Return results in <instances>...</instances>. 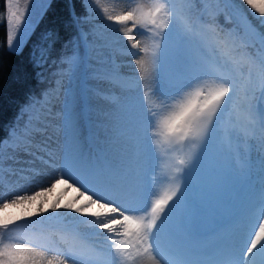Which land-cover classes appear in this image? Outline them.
<instances>
[{
	"label": "rangeland",
	"instance_id": "374dc122",
	"mask_svg": "<svg viewBox=\"0 0 264 264\" xmlns=\"http://www.w3.org/2000/svg\"><path fill=\"white\" fill-rule=\"evenodd\" d=\"M46 1L16 0L14 10L18 15H22L16 40H20L21 31L26 29L24 41L32 28V20ZM85 1L93 17H97L103 22V28L101 26L102 30L96 29L95 42H85L83 59L68 68L65 75L58 78L57 86L48 95H45L38 105H34L27 111L23 126L0 151V201L10 202L17 194H30V190L26 191L23 188L39 187V183L36 184L37 181H35L39 175L34 176L30 171L13 165L21 166L26 163L25 165L29 166L32 164L31 159H36L32 154L39 153L47 157L38 148L43 147L46 150L52 146L48 144L49 138H46V134L39 131L47 127L46 121H51V117L48 116L50 114L55 115L54 120L57 124L56 127L54 125L50 127L58 129L55 133H60L57 139L62 143L59 157L55 160L50 159L51 163L45 166L49 167L50 172L52 171L58 176L64 166L65 158L76 145L93 160L100 159L113 165L116 173L121 174L122 167L126 166L124 172L128 177L125 178L128 179L129 174L134 175L137 178V185L151 184L157 193L162 191L167 187L163 180V166L170 164L172 159L178 161L185 155L187 147L173 141L178 147V155L174 152L169 153L164 145L167 141L160 134L161 129L159 121H157L153 131L157 133L155 140L159 141V145L154 142L153 148L156 150L158 158L150 163L144 159L143 152L140 150L139 144L136 143L138 138V143H140L142 135L141 106L144 101L143 85L146 81L140 80V86L137 87L140 70L137 68L135 60L143 59L145 61L147 83L151 85L154 92L150 102L153 110L161 113L159 119L162 120L172 109H164V105L161 103L163 97L155 91L157 73L160 74V82L166 86L181 82L190 71L187 62L200 60L205 56L212 57V49L208 45L216 43L217 46L227 45L234 52V59L227 66L217 67L216 74H223L232 82L235 88V101L224 118L218 136L204 148L193 167L190 170L185 169L188 172L185 177V186L181 200L175 206L177 213L173 216V220H176L177 227H180V223L183 225L182 234H185L183 227L189 226L191 221L194 225L191 227L193 230H198L202 226L206 229L210 228L213 224L206 223L208 220L216 224L219 221L227 222L229 220L230 223L235 221V216L228 213L230 206L223 208L225 201L228 203L232 201L234 197L232 190H238L242 198L240 202L244 209L240 211L241 218L244 219V214L251 213L250 208L253 205L258 207L254 210L255 216H258L259 201L264 195V150L260 144V126L250 118V105H255L257 110L264 107V102L260 99L261 81L258 76L259 58L264 52V42L261 36L242 18L234 22V26L220 33L212 23L205 22L200 13L193 12L194 4L191 0H173L174 7L181 19L192 22L198 35L194 40L174 38L168 41L167 51L163 57V66L160 68L152 62L153 39L149 32L139 27L134 29L131 33L132 39L133 41L139 40L141 43L139 48H132L129 38L119 31L121 25L114 24L106 18L107 15L124 14L137 6L147 9L154 0H135V3H129L128 0H99V3L96 0ZM212 2L216 4L217 0ZM206 7L207 3L202 10ZM104 9H107V14ZM250 43L256 45L251 51L249 50ZM144 48L147 49V52L140 50ZM130 52L136 53V55L133 56ZM220 63H223L222 59ZM112 72L117 75L110 77L109 74ZM254 131L258 135H254ZM230 132L233 133L231 136ZM35 135L38 137L35 138ZM91 136L95 140L87 142ZM25 139H32L37 146L26 145L28 151H24V148H21V151L18 150V143ZM132 144H136V148H133ZM172 144H168L171 150L173 149ZM87 150L91 153L89 154ZM21 156L29 158V160L26 162L13 161ZM131 159L136 161L137 167L132 166ZM36 163L38 161H34L33 165ZM67 184L68 193L79 192L82 188L73 184L72 181H68ZM187 202H191L193 206H188ZM235 203L239 202L235 199ZM29 204L10 206L7 209L0 206V219L25 217V219L18 220L16 225H12L10 231L0 230V247L19 243L25 247L34 248L36 252L43 251L44 254H48V249L40 246L39 242L26 240L22 236L32 234L33 237H36L40 231L37 225H33L36 219L31 217ZM194 209L197 211L214 209V211L204 215L205 213H193ZM190 214H193V217H189ZM179 215L182 216V219H178ZM81 227L85 228L87 225ZM226 229L228 230V228ZM80 231L83 232L82 229ZM222 231L220 229V232ZM45 236L52 247L64 248L60 240V233L46 234ZM219 236L214 240L212 237H200L197 241L204 238L219 243L224 240L222 234ZM232 239L233 236L225 242L229 243ZM87 242L98 250H106L103 239L99 243L91 242V240ZM60 256L62 259L64 258L63 251Z\"/></svg>",
	"mask_w": 264,
	"mask_h": 264
},
{
	"label": "snow or ice",
	"instance_id": "6c2138e0",
	"mask_svg": "<svg viewBox=\"0 0 264 264\" xmlns=\"http://www.w3.org/2000/svg\"><path fill=\"white\" fill-rule=\"evenodd\" d=\"M96 2L99 3V0ZM128 2L135 3V0ZM15 3L16 0H6L9 26L7 43L11 50L21 46L26 34V29L21 31L20 40H16L22 15L14 10ZM243 4L252 10L254 17L264 18V0H243ZM104 11L107 14V9ZM106 18L121 25L119 31L129 38L132 48H139L141 43L139 40L133 41L131 33L134 29L139 27L149 32L153 39L152 62L160 68L163 66L168 41L174 38L194 40L198 35L192 22L181 19L173 0H154L147 9L137 6L124 14L107 15ZM260 23L264 26V20ZM261 39L264 40V35ZM208 47L212 49V57L188 61L190 71L181 82L166 86L160 82L161 77L157 73L155 91L163 97L161 103L164 109H172L162 120L159 119L161 113L154 111L150 102L154 92L147 83L145 61L135 60L140 70L137 87L140 86V80L146 81L143 85L144 101L140 120L142 135L139 144L144 159L150 163L158 158L153 148L154 142L159 145V141L155 140L157 133L153 131L157 121L160 134L168 143L175 141L187 147L185 155L178 159L180 167L172 166L167 173V187L162 191L157 193L151 184H138L133 195L122 199L117 195L119 185L115 167L100 159L93 160L78 146H73L55 183L72 181L84 188L85 191L80 194L85 196L88 203L76 206L73 203L61 205L57 201L54 205V211L61 208L65 210L57 219L62 217L73 222V227L65 228L60 236L65 248L64 258L58 264H264V195L259 201V215L245 222L244 228L227 245L226 253L220 247L194 253L177 239L169 227L171 219L177 213L175 206L180 202L184 190L188 173L185 169L190 170L204 148L218 136L224 118L235 101L232 82L227 76L216 74L217 67L227 66L234 59V52L227 45L210 43ZM140 50L147 52L146 48ZM109 75L115 77L117 74L112 72ZM258 76L261 81L260 99L264 102V52L259 58ZM250 118L260 126L261 148L264 150V107L257 110L255 105H250ZM232 134L229 133L230 136ZM89 183L92 187H87ZM52 187L54 184L33 194H17L10 202L0 201V206L7 209L10 206L32 203L44 192H50ZM93 205L105 211L90 212ZM41 211L46 212L47 209L43 208ZM68 212L91 216L92 219L68 217ZM22 219L25 217L0 219V230L8 232L12 225ZM79 225H87L90 231H79ZM91 236L103 237L106 250L90 246L87 241ZM201 256L207 258L201 259ZM43 257V251L36 252L34 248L19 243L0 247V264H43ZM47 264H52V261L48 260Z\"/></svg>",
	"mask_w": 264,
	"mask_h": 264
},
{
	"label": "trees",
	"instance_id": "16d2710c",
	"mask_svg": "<svg viewBox=\"0 0 264 264\" xmlns=\"http://www.w3.org/2000/svg\"><path fill=\"white\" fill-rule=\"evenodd\" d=\"M191 1L193 12L200 13L220 33L242 18L264 35L260 23L264 18L254 17L243 0ZM31 24L21 47L11 50L6 0H0V151L23 126L27 111L57 86L68 68L83 59L84 42H95L96 29L103 28L85 0H47ZM250 44L251 51L256 45Z\"/></svg>",
	"mask_w": 264,
	"mask_h": 264
},
{
	"label": "bare ground",
	"instance_id": "6f19581e",
	"mask_svg": "<svg viewBox=\"0 0 264 264\" xmlns=\"http://www.w3.org/2000/svg\"><path fill=\"white\" fill-rule=\"evenodd\" d=\"M121 69H123V68H121ZM48 116L51 117V121H46L47 127L44 128V129H41L39 132L46 134V138H49V139L48 140L45 139V140H47L48 144H50L52 146V148L50 147L49 149L45 150L43 147H39V148L37 147L38 150L41 153L46 154L47 157H45V156H43L42 154H39V153L38 154H32V152L29 151L33 155V158H36L34 160L31 159L32 164H29V166H26L25 165L26 163H25L24 165H21V166H19V165H13V166L17 167V168H23L25 170H28L31 173H33L34 176L39 175V177H37V179H35V181H37L36 184L39 183V187L38 188H35V187L34 188H28V187L27 188H23V190L25 189L26 191L30 190V194H33V193H35L37 191H41L42 189L50 187V186H52L54 184V187H52L50 192H44V194L39 196L36 201H33L32 203L29 204V206L31 207V209H29L31 217L33 219H36V221L33 223V225H37L40 228V231H38L39 232L38 236L33 237L32 234H24L22 236L26 240L37 241V242H39L40 246L45 247V248L48 249V251H49L48 254H44L43 264H47L48 260H51L52 264H58V261L60 259H62V256H60V255H61V251L64 250L65 245L62 242L63 245H64V248L52 247L51 244L48 243V238L45 235L46 234L50 235V234H55V233H60L62 235V233H63L65 228L73 227V222L71 220H69V219H64L62 217L57 219V217H60V214L64 213L65 210L63 208H61L59 210H55L54 211V205H55V203L57 201H59V203L61 205L73 203L76 206H82V205L87 204L88 201L85 199V196H81V194H80L82 192L81 190L84 189V188H81V190L79 192L68 193L67 192L68 184L64 183V182L55 183V179L57 178V175L54 172H52V171L50 172L48 166L45 167L46 165H49L51 163V162H49L50 159L51 160H53V159L55 160L57 157H59V154L61 153V150H62V148H61L62 143H61V141H59L57 139V136H59L60 133H55V132L58 131V129H54L53 127H50L52 125H54L55 127L57 126L56 121L54 120L55 115H51L50 114ZM241 128H242V126H241ZM254 135H258V133L256 131H254ZM29 136L31 138V134ZM37 137H38V135H35V138H37ZM94 140H95V138L93 136H91V137H89L87 142L88 141L93 142ZM256 140L258 141V138ZM138 142H139V138H138V141H137L136 144H140ZM172 143H171L173 145V149L172 150L170 149V147H168V144H169L168 142L164 143V145L167 148V151L169 153L170 152H174V154L178 155V153H177V148L178 147H176L177 145H175L174 142H172ZM136 144H132V147L134 148L136 146ZM26 145L37 146L35 141H33L32 139H30V140L29 139H25L23 142L18 143L17 148L20 151H21V148H24L23 149L24 151H28V149L26 148ZM88 147H89V145H88ZM87 151H89V150H87ZM27 160H29V158H25V157L21 156V157H18L16 159H14L13 161L26 162ZM34 161H38V163H36V165L34 164L35 166L33 165ZM131 162H132V166H134V167L138 166L136 164V161H134L133 159H131ZM172 166L180 167V165L178 164V161L174 160V159H172L170 164H167L166 166L165 165L163 166V168H164V177H163L164 185H167V173L170 171V168ZM125 169H126V166L122 167L123 172H121V174L117 173V183L119 185V191L117 192V195H119L122 199L130 197L131 195H133L137 191V180H136L137 178H135L134 175L132 176L131 174H129L130 177L128 179H126L125 177H128V176L124 172ZM87 187H92V184L89 183L87 185ZM232 191H233V194H234V197H233L232 201L230 203L225 201V204L221 203V204H223V208H226L227 206H230L229 210H228V213L234 215L235 218H236L235 221H231V223L228 220L227 222L219 221L216 224V223L208 220L206 223H208V224L212 223L213 224V225H211L210 228L206 229V228H204L202 226V227H199L198 230H193L191 227L194 226V225H192L193 222L190 220L191 222H189V226H184L183 227V232H185V234H182L181 231H182V226L183 225L180 223V227H177L176 224H175L176 220H173V218L171 219L169 227L174 232V234L177 237V239L182 241L187 249H189V250H191L192 252L195 253V252H203V251H206V250H211V249H215L217 247H220L222 249V251L224 253H226L228 251L227 245H229L233 241V239L229 243H227L225 241H227L229 239V237H231V236H233V237L236 236L237 233L241 229L244 228L245 222L247 220H249V218H253L254 219V217H255L254 210H256L258 207L256 205L251 206V208H250L251 209L250 210L251 213L244 214V219H242L241 218L242 213L240 212V211H242L244 209V206H243L242 202H240V201H242V198L239 195V191L238 190L237 191L232 190ZM88 195H91V193H88ZM93 198H95V197H93ZM235 199L239 203L236 204L235 203ZM187 204H188V206H191V207L193 206V204L191 202H187ZM43 208H46L47 211L46 212H42L41 209H43ZM214 209H216V208H214ZM214 209H212L211 211H197L196 209H194L195 211L193 213H195V214H198V213H200V214L202 213L203 214V213H205L204 215H208L209 213H212L214 211ZM89 211L90 212L103 213L105 210L102 209V208H99L96 205H93V206H91ZM185 212H184V214L189 215V213H185ZM226 213H227V211H226ZM67 216L68 217L75 216V217H78V219H80V220L92 219L91 216H81V215H78V214L72 213V212H68ZM189 217H193V214H190ZM178 219H182V216L179 215ZM81 226L82 225L78 226V230L79 231L81 229L83 230V232L90 231L88 226L85 227V228H82ZM195 226H198V225H195ZM226 228H228V230ZM220 229L223 230V231L220 232ZM220 234H222L224 236V240L222 242H225V243H222V242L216 243V242L209 241V239H204L205 237H212L213 240H214V239L219 238ZM104 235H107V233H104ZM200 237H204V238H202V240H200V241H197ZM101 239H103V237L91 236V237H89L88 241L91 240V242L99 243ZM39 252H41V251H39ZM54 252H56L57 254L55 255ZM199 258L206 259L207 257L201 256Z\"/></svg>",
	"mask_w": 264,
	"mask_h": 264
}]
</instances>
